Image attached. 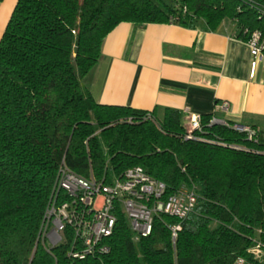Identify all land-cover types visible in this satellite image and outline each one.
Returning <instances> with one entry per match:
<instances>
[{
    "label": "trees",
    "instance_id": "obj_1",
    "mask_svg": "<svg viewBox=\"0 0 264 264\" xmlns=\"http://www.w3.org/2000/svg\"><path fill=\"white\" fill-rule=\"evenodd\" d=\"M225 20L245 42L264 38V0L17 1L0 39V264H264L260 133L248 140L209 115L186 139L181 112L100 105L82 82L121 23L215 32ZM62 162L106 184L140 166L165 198L185 186L197 203L182 221L155 218L138 241L119 213L107 250L74 260L67 243L48 248L39 235Z\"/></svg>",
    "mask_w": 264,
    "mask_h": 264
},
{
    "label": "crops",
    "instance_id": "obj_2",
    "mask_svg": "<svg viewBox=\"0 0 264 264\" xmlns=\"http://www.w3.org/2000/svg\"><path fill=\"white\" fill-rule=\"evenodd\" d=\"M18 0H0V39ZM231 22L215 32L197 25L136 28L121 23L103 40L83 86L97 104L182 113V122L215 115L247 125L264 139V63L250 78L251 56ZM228 103L226 112L219 107Z\"/></svg>",
    "mask_w": 264,
    "mask_h": 264
},
{
    "label": "built area",
    "instance_id": "obj_3",
    "mask_svg": "<svg viewBox=\"0 0 264 264\" xmlns=\"http://www.w3.org/2000/svg\"><path fill=\"white\" fill-rule=\"evenodd\" d=\"M246 44L251 56L250 78H253L259 64L264 63V38L254 31ZM227 108V102L219 107L222 112ZM208 125L229 127L248 140L255 139L256 131L252 127L230 123L215 115L210 116ZM186 126L185 138H194L192 132L201 129L200 117L191 118ZM165 191V185L151 178L140 166L127 169L111 184H106L92 176H78L62 162L44 211L40 238L48 248L67 243L68 257L84 260L107 250L105 241L112 235L119 213L126 217L134 241L146 238L151 234L155 218L168 215L182 221L195 209L194 189L182 186L166 198ZM170 230L175 240L180 225ZM258 252V247L252 251L255 255ZM235 264H244V261L237 260Z\"/></svg>",
    "mask_w": 264,
    "mask_h": 264
},
{
    "label": "rangeland",
    "instance_id": "obj_4",
    "mask_svg": "<svg viewBox=\"0 0 264 264\" xmlns=\"http://www.w3.org/2000/svg\"><path fill=\"white\" fill-rule=\"evenodd\" d=\"M226 21L229 22L228 20H225L224 22H226Z\"/></svg>",
    "mask_w": 264,
    "mask_h": 264
}]
</instances>
